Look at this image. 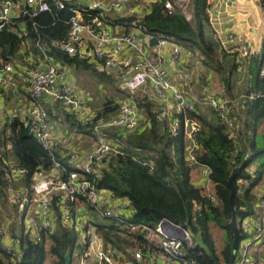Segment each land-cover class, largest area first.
<instances>
[{
	"label": "built area",
	"instance_id": "built-area-1",
	"mask_svg": "<svg viewBox=\"0 0 264 264\" xmlns=\"http://www.w3.org/2000/svg\"><path fill=\"white\" fill-rule=\"evenodd\" d=\"M132 1L138 2L132 5ZM186 0H113L104 5L100 1H93L87 8L97 10L89 21H85L79 11L70 19V30L65 41L53 44L64 52L86 59L95 63L101 70L115 69L120 88L133 91L151 83L156 93L162 98L167 97V91L173 90L174 97L178 101V112H187L194 109L192 101H186L185 95L167 78L165 51L170 52L173 62L179 60L183 47L168 37L148 35L145 33L140 21L143 16L155 4H163L164 9L173 12L181 7L188 14V20L193 17L190 11L184 9ZM20 2L22 5H20ZM59 8L65 7V2L56 0ZM51 9L48 0H0V30L7 25H13L18 38H24L19 54L21 60H6L0 64V129L6 124L9 116L13 121V113L6 110L5 101L1 90L5 87L15 86L13 74H17L25 85L30 96L27 106L20 109V126L31 133L37 142L45 149H55L58 144L64 148H70L66 163L55 161L49 173L36 171L33 175L32 188L20 187L14 184L22 180L24 171L17 165L6 164L4 167L7 179L6 192L8 199L19 205L21 211L28 212L22 219L24 234L35 242H43L49 239L57 229L58 221L66 226L80 230L83 236L88 238L94 235L86 249L79 256L78 264H134L133 260L147 259L146 252L141 248L127 251V259L117 251L105 248L103 242L95 236L97 219L111 220L124 233L140 229L147 235L148 247L165 254V259L157 264H194V257L190 256V250L195 247L193 234L187 227L174 223L168 218H163L154 225L133 222L131 220V202L127 197L116 195L111 189L99 187L98 183L103 178L105 171L115 157L127 156V150L131 148L128 134L136 132L144 123L137 99L133 96L119 100V110L116 114H109L106 119H98L96 114L90 111L87 101L90 93L79 88L73 82L67 69L54 61L48 52V43L41 39L35 42L37 54L29 50L27 31L23 23L16 27L14 24L21 16L31 17L42 11ZM134 16L129 26L134 28L131 33H117L114 24L110 20L108 12L111 10L124 11ZM264 33V30H263ZM144 34L145 39L141 37ZM153 37L158 38L154 50H150L148 43ZM94 42L93 47L91 41ZM234 41L233 36H227L222 47L227 49L229 43ZM240 50V48L238 47ZM243 54L248 55L249 50L242 48ZM260 76L264 77V62L260 69ZM187 74L183 80L188 81ZM213 106L220 111L224 118L227 105L219 98H210ZM58 103L61 111H66L79 120L81 124L94 123L95 137L91 148L87 152L79 151L72 147L70 136L58 128L53 120L57 110L48 109V106ZM230 125L232 123L230 122ZM110 128L121 129L119 138L109 135L105 130ZM183 129L187 138V159L192 165L198 166L196 151L198 142L195 134L200 130L199 122L185 117L183 121L174 119L172 132L177 134ZM195 137V138H194ZM208 167H202L200 171L208 180L205 185L207 196L213 202L217 198L210 193L211 181ZM261 215L248 214L242 221L243 231L248 235L240 241L237 258L233 264H260L257 257L250 254V244L264 236V194H260ZM56 208L60 209L58 217ZM88 209V214L81 217L80 211ZM13 224L14 219L10 220ZM94 223V224H93ZM122 224V226H120ZM0 226V245H2L12 258L20 259L22 256V237L24 234L18 230H11ZM87 225V227H86ZM93 227V228H92ZM86 228V231L84 230ZM149 256V254H148ZM264 257V251L261 258ZM151 255L148 259H151ZM138 264V263H136Z\"/></svg>",
	"mask_w": 264,
	"mask_h": 264
},
{
	"label": "trees",
	"instance_id": "trees-1",
	"mask_svg": "<svg viewBox=\"0 0 264 264\" xmlns=\"http://www.w3.org/2000/svg\"><path fill=\"white\" fill-rule=\"evenodd\" d=\"M48 1L50 10L31 17L21 16L14 25L18 27L23 23L27 38L33 40V43L38 39L48 43L51 55L55 58L62 59L67 64H84V68H90L92 65L65 54L53 44L65 41L68 37L75 7L72 1L62 0L65 2L64 8L57 7L54 3L56 0ZM262 1L264 4V0ZM191 5L193 20H188L180 8L169 12L160 3L153 5L140 23L146 33L168 37L187 51L198 52L194 56L201 57L207 70H215L219 80L231 90L234 82L232 74L237 70L238 63L229 65L230 60L225 58L226 49L213 35L208 0H192ZM80 9L85 21L98 13L97 10L84 6ZM110 20L114 24L129 25L134 17H115ZM13 27L7 25L0 30V64L16 56L25 39L18 38ZM251 72L253 77L244 92L240 107L231 110L230 102L226 104V116L234 127L229 126L220 111L212 105L211 99L206 98L207 92L200 97V103L194 102V109L175 112L173 115L174 119L179 118L181 121L187 116L200 122V130L195 134L198 142L196 158L198 166L211 170L208 175L212 184L210 193L217 198V202L211 201L207 196L206 186L199 187L193 182L194 167L186 156L187 145L183 129L174 134L170 130L169 118L162 117L160 111L155 109L153 100L148 97L137 100L144 109L148 123L132 134L128 139L131 146L127 150L128 155L115 157L98 183L99 187L111 189L116 195L130 200L133 222L154 225L161 219L168 218L190 229L195 241V247L190 250L194 264H230L234 241L230 225L233 210H237L238 224L244 237L248 234L243 231L241 221L255 212L253 206L259 196L254 193V189L262 181L264 170L263 165H259L253 173L248 168L264 157V131H258L264 124V77L259 72ZM208 86V93H214L210 89L211 83ZM223 90L227 93L226 88ZM118 110V104L113 101L109 100L105 104V115L115 114ZM9 125L12 128L11 134L4 135L3 147L5 149L9 142L12 144L11 156L27 171L22 181H25V187L31 189L34 173L50 169L60 159V154L56 149L43 148L24 126H20L19 119L14 118ZM121 135L122 133L119 134ZM5 157L8 156L0 155V198H6ZM242 163L245 167L236 174L233 181L236 191L232 205L229 177L232 170ZM239 180L248 183L242 191ZM14 206L18 213L24 212L19 205ZM56 213L60 218L59 208H56ZM23 218L17 215L14 219V231L22 225ZM112 223L99 228L103 229L101 232L104 239L119 249L125 250L131 243L129 237L144 236L147 239V235L140 229L129 232L130 236H121L115 233L120 227ZM213 227L224 230V244L220 252L213 238ZM18 231L24 234L23 228ZM21 239V258L14 260L0 245V264H46L48 259L51 260L50 264H66L67 252L72 254L74 249L79 248L77 229L60 221L55 233L43 242H35L27 234Z\"/></svg>",
	"mask_w": 264,
	"mask_h": 264
},
{
	"label": "crops",
	"instance_id": "crops-1",
	"mask_svg": "<svg viewBox=\"0 0 264 264\" xmlns=\"http://www.w3.org/2000/svg\"><path fill=\"white\" fill-rule=\"evenodd\" d=\"M68 1H72V4L75 6L74 9L79 11L80 14L83 16V11L80 9V7L82 6L87 7L93 1H100L101 3H104V5H106L107 3H110L113 0H68ZM191 1L192 0H190V3ZM208 3L210 5V9H209L210 17L209 18H210V23H211V29H212V32L215 38L219 40L221 44L223 41H226L227 36L234 37V41L229 43L225 51L227 53L225 58L227 60H230L229 65H231L232 63L234 64L238 63L237 70H235L234 73L232 74L233 80L235 76H236V80L232 82H233V86H235L236 84H238L236 83L237 80L242 76V74H244L245 75L244 83L241 85H238L237 87H240L242 92H245L246 88L248 87L250 83V80L253 77V73L251 72V70H253L254 72H259V75H260V69H261L262 63L264 62V33H263L264 4H263V1L262 0H208ZM131 4L138 6V2L136 1H132ZM20 5H22L21 2H20ZM127 11H128L127 9H125L124 11L111 10L108 12V15L110 18H115V17L121 18V17H129V16L134 17L133 15H129ZM73 12L75 15V11ZM192 15L194 17L193 8H192ZM114 30L115 32L121 34V33H131L132 31H134V28L129 26L128 24L126 25L118 24L116 28H114ZM148 35H152V34H148ZM142 38L145 39L146 37H142ZM26 39L29 43V50H31L32 52L38 55L37 53L38 50L36 48L35 43H33V40H30L29 38H26ZM90 41H91V46L93 47L94 42L91 39ZM146 44L148 45L150 50H154V46L156 45V44L151 45L150 41ZM238 47L240 48V50L238 49ZM244 47H246L249 50L248 55L243 54L242 48ZM21 49H22V46H21ZM21 49L17 52L16 56H13L12 60L22 59V56L19 54ZM48 52H49L50 57L54 61L58 62L62 68L68 70L76 86L90 93L91 97H90V100L87 101V105L89 106L90 111L96 114L98 119L102 120V119L107 118L108 114L105 115V104L109 100L113 101L114 104H118L119 106L118 101L121 99L125 100L126 97H129V96H133L134 98L136 97L137 100L138 99L142 100V98L148 97L149 99L153 100V103L155 104V109L160 111L161 115L163 111L166 113L162 115V117L169 118L170 130L172 131V125L174 121L173 115L175 114V112H178V109H177L178 101L174 97L173 90L169 89L167 91L168 96L165 98H162L161 96L156 98L155 97L156 91L154 89V86L151 83H148L146 86L133 91V93L130 92L129 90L121 89L124 92V94L126 93V95L123 98L120 97L119 93L112 92L113 95H108L107 98L102 103V99L104 98L102 94L107 93L104 90V85L106 86L107 81H109V79H111L112 76L116 73L115 69H112L110 71H104V70H101L97 64L95 63L92 64L91 62H88V60L86 59L79 58L78 56H72L70 54H69L70 56L76 57L79 60H82V62L85 61V63H87L88 65H92V66H90V68L88 67L84 68L83 63H81L83 65L74 64V63L67 64V63H64L62 59L59 60L55 58V56H52L50 52V47L48 48ZM65 54H68V53L65 52ZM194 55H198V52L192 53L190 51H187L183 47L182 54L179 60L176 62H173L170 58V52L168 50L165 51V56L167 58V62H166L167 78L171 82H173L174 85L178 87L179 90L185 95L184 97L186 101H191V102L197 101L200 103L201 102L199 100L200 97L202 96L204 92H207V93L209 92L208 84L211 83L210 89H213V91H215L214 93H216L218 89L226 88L228 91L227 98L228 100L231 101L230 104H234V102L237 101L238 99L241 100L240 102H238L241 104L244 94L242 93L240 95L233 94L232 89L230 90L228 87L224 86V83L221 80H219L220 78L218 74L215 72V70H212V69L207 70V67L204 66L201 61V57L194 56ZM259 60L261 61L259 62ZM185 74H187L188 77L190 78L188 81L183 80V75ZM88 75H91L95 81L92 82L91 80H89ZM13 79L16 81V85L14 87L13 86L5 87L1 90V92H2V98L5 101V105L7 108L6 110H9L10 112H12L14 118L19 119L18 115L20 116L19 114L20 109L24 108L25 106L29 104L30 96L28 94V91L25 85L23 84V82L21 81V79L19 78L17 74H13ZM235 88L233 89L235 90ZM91 90H93V93ZM136 93H137V96H136ZM59 108L60 107L58 106V103H54L52 107L51 105L48 106V109L57 110V113L53 115L54 117L53 120L54 122L57 123L58 128L62 129V132L70 136V143H72L71 148L75 147L79 151L81 150L82 152H87L88 150H90L92 140L95 137L94 123H90L88 125L81 124L79 120L75 118L73 115H71L70 113L66 111H61ZM139 108L145 120L143 124L145 126V124H147L148 122L146 120L144 109L140 106V104H139ZM10 121L11 120L9 119V116H8L6 118V124L4 125L2 129H0V155L8 156L4 158L3 160L4 164L17 165L20 168H22L19 165V163L16 162L11 156L12 144L9 142L7 143L5 149L3 147V143L5 142V140L3 139L4 135L11 134L12 128H11V125H9ZM105 131L109 135L116 137V138H119L120 137L119 134L123 132L121 129H118V128H110V129H106ZM258 131H264V124H262L259 127ZM134 133L132 134L134 135ZM132 134L127 135L129 139L132 136ZM185 140H186V145H187L188 144L187 138H185ZM55 149L58 150L60 154V157H59L60 159H57V161L66 163L67 155L71 149L68 147L64 148L61 144H58L55 147ZM53 165L50 167V169L42 170V171L44 173H49L51 169L53 168ZM259 165H263V170H264V163H259V161L253 163L248 168V170L251 173H253ZM192 166L194 167L192 171L193 182L199 187L205 186L208 183V180L206 179V177L201 176L200 171L202 170V166H196V165H192ZM22 169L25 174L27 171L24 168ZM196 172H199V174ZM263 179H264V175H263ZM263 179L260 182V184L254 189V193L257 196H259L263 190V189H259L260 187H264ZM241 181L242 180H239V185ZM14 184H16L18 188L26 186L25 181H22V180L19 182H15ZM247 184L248 183L245 182L243 187L242 185H240L241 187L240 191H242L247 186ZM5 187H7V185ZM5 196L6 198L0 199V202L1 200H3V204L7 203V205H10L12 208V212L8 214H4L0 210V225L6 220L8 216H12V219H15L17 215L20 218H23L29 212L28 211V212L18 213L17 210L15 209V206H14L15 204L12 203L8 199L7 192ZM0 206L2 205L0 204ZM253 209L255 211L254 213H252L253 215H258V216L261 215L260 197H258L257 201L254 203ZM86 214H88L87 208L82 209L80 211L81 217L85 216ZM112 222L113 221L111 220L97 219L96 223L95 224L93 223L95 226V229H94L95 236L98 237L101 240V242H103L105 248L111 249L114 251L116 250L117 254H121L125 256L126 259L128 258L127 257L128 255L126 254L128 250L141 248L143 251L146 252V257H147V259L145 258L142 260V264H157L158 259L161 262L164 261L165 254L161 251H157V250L149 248L147 244L148 239L144 238V236L143 237L134 236L133 238L129 237L131 240V243L126 246L125 250L115 247V245L111 242H107L102 236L103 234L101 230L103 229L99 228V226L106 225ZM10 227L12 230L14 228V225L11 224ZM22 228H23V224L20 227H18V229L16 230H21ZM84 230L86 231V228ZM77 231H79L80 234L83 236L80 230H77ZM115 233H119L121 236H130L128 233H124L120 228L118 230H115ZM93 238H94L93 233L89 238L88 236L85 235L83 245L80 246V244L78 243L79 248L74 249L73 253L71 254V264L79 263L78 262L79 256L86 249L91 239ZM78 242H79V239H78ZM257 243L258 242H253L252 243L253 247ZM260 246H261L260 244L257 245L255 247V251L251 249L250 254L254 257H257L260 264H264V257L261 258V254L264 251V249L262 248L259 249ZM148 254L149 256L151 255L152 257L151 259H148L149 257ZM236 258H237V255H236ZM50 261L51 260L48 259L46 264H50ZM133 263L139 264L140 261L133 260Z\"/></svg>",
	"mask_w": 264,
	"mask_h": 264
},
{
	"label": "rangeland",
	"instance_id": "rangeland-1",
	"mask_svg": "<svg viewBox=\"0 0 264 264\" xmlns=\"http://www.w3.org/2000/svg\"><path fill=\"white\" fill-rule=\"evenodd\" d=\"M180 9H181V12L183 13L184 12V10L181 8V7H179ZM184 9L186 10V11H190L191 13H192V5H191V3H190V0H186L185 1V3H184ZM185 16H186V18L187 19H189L188 18V14H187V12L185 13H183ZM194 18H191V20H193ZM244 78H245V75L244 74H242V76L237 80V82L236 83H238V84H236L235 86H233V88H235V90L232 88V93L233 94H235V95H240L241 93L242 94H244V92H242V90H241V88L240 87H237L238 85H241V84H243L244 83ZM88 79L89 80H91L92 82H94L95 80H94V78L91 76V75H88ZM234 80H236V76L234 77ZM84 82V81H83ZM148 88V87H147ZM146 88V89H147ZM122 88H120V86H119V80H118V78H117V74L115 73L113 76H112V78L111 79H109V81H107V85L105 86L104 85V90L107 92L106 94H102L103 96H104V98L102 99V103H103V101L107 98V96L108 95H113V93L112 92H117V93H119L120 94V97L121 98H123L125 95H126V93L124 94V92L121 90ZM92 91V93H93V90H91ZM119 91V92H118ZM238 91H239V93H238ZM139 92V91H138ZM137 92V93H138ZM155 92V91H154ZM111 93V94H110ZM137 93H136V96H137ZM106 95V96H105ZM158 94L155 92V97L157 98V97H159V95L157 96ZM220 95H222V102H225L226 104L228 103V102H231L230 100H228V98H227V95H228V91H227V93L223 90V89H218L217 90V92L216 93H212V94H209V93H206V98H208V99H210V98H213V97H215V98H219V96ZM231 95V94H230ZM244 98V97H243ZM241 100L240 99H238L237 101H235L234 102V104H231V106H229L230 107V109L231 110H233L235 107L236 108H238V107H240V103H238V102H240ZM242 103V102H241ZM213 105V104H212ZM164 114H166L164 111H163V113H162V115H164ZM144 118L142 119V123H144ZM227 121V120H226ZM228 123H229V126H231L230 125V121L228 120L227 121ZM232 123V122H231ZM199 125H200V122H199ZM200 127H201V125H200ZM231 127H234V125H232ZM195 138V137H194ZM89 141H90V139H89ZM259 163H264V157H261V159H260V161H259ZM253 169V168H252ZM196 173H198L199 174V172H196ZM201 176H203L202 175V173H201ZM263 181H264V179H263ZM244 183L245 182H243V181H241L240 182V185H242V187L244 186ZM259 189H263L262 190V192L260 193V194H264V187H260ZM0 199H2V198H0ZM0 204L2 205V206H0V210L4 213V214H8V213H10V212H12V208H11V206L10 205H7V203H4L3 204V200H1V202H0ZM12 219V216H8L7 218H6V220L0 225L1 227H5L6 229H9V225H10V223H11V220ZM17 225H19L18 224V221H17ZM11 226V225H10ZM120 226H122V224L120 225ZM212 232H213V238L215 239V241H216V246H217V250H218V252H220L221 251V248H222V246H223V241H224V239H222L223 238V236H224V230L223 229H221V228H218V227H213V229H212ZM78 237H79V244H80V246H82L83 245V243H84V237L80 234V232L78 231ZM253 242H258L254 247H253V245L252 244H250V250L252 249L253 251H255V247L257 246V245H261L260 246V248L259 249H264V236L263 237H261L260 239H258V240H255V241H253ZM78 262H80V261H78Z\"/></svg>",
	"mask_w": 264,
	"mask_h": 264
},
{
	"label": "water",
	"instance_id": "water-1",
	"mask_svg": "<svg viewBox=\"0 0 264 264\" xmlns=\"http://www.w3.org/2000/svg\"><path fill=\"white\" fill-rule=\"evenodd\" d=\"M141 37H144V34H142ZM157 43H158V38L157 37H153L150 40V44L151 45H155ZM244 167H245L244 163H242L241 165L235 167L232 170V173H231V175L229 177V185L231 186L230 202L232 203V205H233V198H234L235 191H236L235 187H234V184H233V181H234V179L236 177V174L239 171L243 170ZM230 225H231V227L233 229V233H234L233 254H232L231 261H230V264H233L234 261L236 260V255H237V251H238V248H239L240 241L243 239V234L241 233V230H240V227H239V224H238V213H237L236 209L233 210V216H232ZM66 264H71V252L70 251L67 252V254H66Z\"/></svg>",
	"mask_w": 264,
	"mask_h": 264
}]
</instances>
